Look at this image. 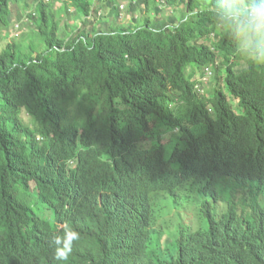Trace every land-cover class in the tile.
<instances>
[{"label":"trees","instance_id":"obj_1","mask_svg":"<svg viewBox=\"0 0 264 264\" xmlns=\"http://www.w3.org/2000/svg\"><path fill=\"white\" fill-rule=\"evenodd\" d=\"M32 1L0 0V39L30 29L0 49V264H57L64 227L61 264H264V63L219 0H127L129 24L118 0ZM183 190L205 228L159 223Z\"/></svg>","mask_w":264,"mask_h":264},{"label":"clouds","instance_id":"obj_2","mask_svg":"<svg viewBox=\"0 0 264 264\" xmlns=\"http://www.w3.org/2000/svg\"><path fill=\"white\" fill-rule=\"evenodd\" d=\"M123 10L120 8L121 13ZM215 14L237 37L240 50L255 62L264 63V0H219ZM137 181L134 176L132 184ZM79 240L80 233L71 227H64L50 237L57 264L68 261L74 243Z\"/></svg>","mask_w":264,"mask_h":264},{"label":"rangeland","instance_id":"obj_3","mask_svg":"<svg viewBox=\"0 0 264 264\" xmlns=\"http://www.w3.org/2000/svg\"><path fill=\"white\" fill-rule=\"evenodd\" d=\"M118 2L125 3V9L123 10L122 13H120V19L118 20V23H131L132 17H144L148 15V12L143 4H138L137 5V10L133 13L132 10L129 9V4L127 0H118ZM161 5H158L159 11L153 10L152 14L151 12L149 13L150 16H154L155 14L158 19H164L167 16H171L174 14L175 16L180 18V9H182V6L180 4H171L169 5L168 3L165 4L164 1L160 0L158 1ZM67 7H70V5L65 2ZM28 8L27 11H31L33 1L28 0ZM165 5V6H164ZM54 7L56 9L63 8V2L62 0H55ZM128 7V8H127ZM149 8H151L149 6ZM161 8V10H160ZM70 10H73V8H68ZM159 12L163 14H159ZM102 14L105 15L104 22L106 23L105 26L109 24V22H112V18L116 16V11L112 8L104 7L102 10ZM81 15V14H80ZM20 18V17H19ZM60 18H61V25H66L65 23L71 24V20H73V17L69 14H67L65 11L60 12ZM79 26L80 21L77 20V23ZM96 27H99V22L95 23ZM82 27V26H81ZM91 26L90 24L87 25V28L89 29ZM13 29H11V33L8 36V38L5 39H0V49H2L7 42H10L13 40V37H18L21 34L26 35L29 33V20L24 18L21 21H14L13 22ZM19 34V35H16ZM21 38V37H20ZM22 39V38H21ZM209 84V83H208ZM184 194L185 192L182 191ZM181 193V192H180ZM185 197L183 198L186 200V202L182 203L179 198L178 202H176L175 197L169 195L168 193L160 195V197L156 200L157 202L160 203V207H162L160 213L162 216L158 219L159 223L162 221H168L169 224L173 226V228H176L179 223L183 226H192V227H197V225L200 222V218L198 216V212L200 210V203L202 202V197L199 196L198 194H187L185 193ZM155 201V202H156ZM205 222L201 220L200 222V227L205 228Z\"/></svg>","mask_w":264,"mask_h":264},{"label":"built area","instance_id":"obj_4","mask_svg":"<svg viewBox=\"0 0 264 264\" xmlns=\"http://www.w3.org/2000/svg\"><path fill=\"white\" fill-rule=\"evenodd\" d=\"M121 8H124V6H121Z\"/></svg>","mask_w":264,"mask_h":264}]
</instances>
